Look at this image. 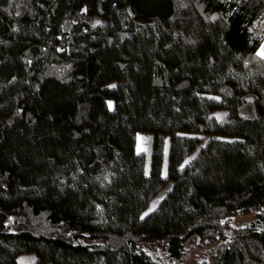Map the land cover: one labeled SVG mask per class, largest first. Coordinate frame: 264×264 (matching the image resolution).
Here are the masks:
<instances>
[{"label": "trees", "instance_id": "trees-1", "mask_svg": "<svg viewBox=\"0 0 264 264\" xmlns=\"http://www.w3.org/2000/svg\"><path fill=\"white\" fill-rule=\"evenodd\" d=\"M263 40L264 0H0V264H264Z\"/></svg>", "mask_w": 264, "mask_h": 264}, {"label": "rangeland", "instance_id": "rangeland-1", "mask_svg": "<svg viewBox=\"0 0 264 264\" xmlns=\"http://www.w3.org/2000/svg\"><path fill=\"white\" fill-rule=\"evenodd\" d=\"M262 24L259 25V29H262ZM258 30V29H257ZM112 104V103H111ZM198 151V149H197ZM195 151L191 157H193L196 152ZM137 152L138 154L145 155L146 158V171L147 173L149 172V166H150V153H151V137L147 134H142L140 133L137 136ZM190 157V158H191ZM189 158V159H190ZM186 162H188V160ZM166 162H167V153L165 152L164 155V165H163V175L166 174ZM172 183H168L162 191L155 197V199L151 202L147 210L144 212L143 216L147 215L150 213L152 210L156 208V206L159 204V202L166 196V194L171 190L172 188ZM254 215H248L244 217H238L233 221V226L234 227H241L248 225L250 222L255 221ZM260 225L258 228L260 229ZM215 249V245H208L204 246L202 248L199 247H192L188 248L187 250V255L184 258V260L181 261V263H175V264H216L213 257L212 253ZM162 258L164 261H167L166 258L162 255ZM16 264H51V263H39V260L37 256L33 253H27L19 256L17 259Z\"/></svg>", "mask_w": 264, "mask_h": 264}, {"label": "snow or ice", "instance_id": "snow-or-ice-1", "mask_svg": "<svg viewBox=\"0 0 264 264\" xmlns=\"http://www.w3.org/2000/svg\"><path fill=\"white\" fill-rule=\"evenodd\" d=\"M258 54L261 55L262 58H264V48H261Z\"/></svg>", "mask_w": 264, "mask_h": 264}, {"label": "crops", "instance_id": "crops-1", "mask_svg": "<svg viewBox=\"0 0 264 264\" xmlns=\"http://www.w3.org/2000/svg\"><path fill=\"white\" fill-rule=\"evenodd\" d=\"M261 48H264V40H263V42H262V44H261V47H260L258 53L260 52ZM259 56H261V55H259Z\"/></svg>", "mask_w": 264, "mask_h": 264}]
</instances>
